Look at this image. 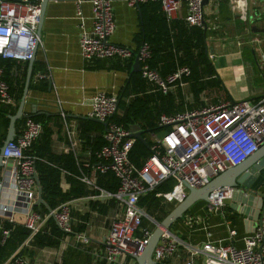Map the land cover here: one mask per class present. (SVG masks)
Returning a JSON list of instances; mask_svg holds the SVG:
<instances>
[{"label": "built area", "instance_id": "obj_1", "mask_svg": "<svg viewBox=\"0 0 264 264\" xmlns=\"http://www.w3.org/2000/svg\"><path fill=\"white\" fill-rule=\"evenodd\" d=\"M74 17L81 20L80 6H90L89 30L80 29L77 46L83 60L112 59L126 62L137 54L139 75L149 91L161 94L182 87L189 75L186 66L177 67L172 73L160 77L149 67V47L141 43L134 52L126 45L114 44L109 37L114 31L112 0H73ZM135 7L139 3L156 1L166 21L176 19L181 7L183 20L188 26L203 28L204 0H123ZM207 1V0H206ZM231 8L244 12L242 0H229ZM40 0H0V58L26 62L34 44L39 42L36 28ZM117 96L113 93L96 92L88 101L86 116L105 122L102 133L103 144L93 152L100 173L107 170L116 178L114 192L97 187L93 179L81 175L77 179L91 188L98 196L115 200L119 213L111 218L103 240L102 259L106 264H134V258L144 248L150 230L141 225L146 216L138 207V198L152 190L160 182L171 178L174 184L169 192L156 193L164 202L176 204L186 194V187L200 188L227 168L233 167L253 154L264 143V95L257 101H219L198 108H185L169 114H159L157 126L161 130L150 135V154L139 167L128 158L134 141L128 129L110 120L118 112ZM0 103L12 106L14 100L8 85L2 79L0 67ZM39 122L26 116L19 130L6 143L1 153V163L10 159L9 169L0 171V243L8 236L9 229L3 221L12 223L15 212L22 217V224L29 236L36 234L47 218L65 233L71 232V217L68 201L41 214L33 209L36 200L35 157L25 151L41 133ZM69 134V133H68ZM74 143H71L73 146ZM231 188L223 187L208 194L206 207L217 211L224 200L231 196ZM182 223L188 228L202 225L200 216L183 213ZM153 221V220H152ZM155 222V221H153ZM233 228L227 229L225 242L191 243L175 236L170 229H162L151 257L161 264L173 256L181 246L185 252L182 264H264V216L260 213L251 230L241 237V245L232 239ZM199 258V262L195 259ZM3 264H32L25 257L13 252Z\"/></svg>", "mask_w": 264, "mask_h": 264}, {"label": "crops", "instance_id": "obj_2", "mask_svg": "<svg viewBox=\"0 0 264 264\" xmlns=\"http://www.w3.org/2000/svg\"><path fill=\"white\" fill-rule=\"evenodd\" d=\"M242 3L244 12L231 8L229 0H207L204 3L206 57L213 69L211 76L218 80L220 88H205L194 94L188 76L185 77V84L170 92L177 102L182 100L184 109L226 100L257 101L264 95V0H242ZM80 9L83 18L77 20L74 17L73 0H46L23 108L26 114L30 113L31 106L47 114L44 117L51 130L50 151L54 154L71 152L86 168L83 176L93 179L99 187L96 184V175L100 173L96 168L98 162L96 160V163L89 165L90 152L84 148L80 134L83 127L79 120L86 118L74 116L87 117L89 98L96 92L117 96L118 90L129 77L125 71L107 68L111 62L115 63L112 59L102 60L106 68H86L91 61L79 56L77 38L81 28L90 29V6L84 3ZM184 14L185 10L181 7L177 18L183 19ZM112 17L115 28L109 40L114 44L126 45L136 52L142 32L139 9L126 5L123 0H112ZM16 65V72L20 73L23 62L16 61ZM97 134L88 131L86 136L91 139ZM150 135L145 134L148 138ZM4 169L2 166L0 171ZM59 184L62 191L68 189L63 172ZM83 185L82 194L68 200L70 233H65L53 246L37 245L34 235L28 234L14 252L32 264H106L101 257L103 240L109 221L119 213L120 208L115 200L98 196L91 188ZM257 192L258 196H264V180ZM5 201L0 197V204ZM233 204L232 199H226L217 211L211 212L206 202L196 201L185 212L200 216L203 224L188 228L179 218L168 229L179 239L191 243L206 240L222 243L226 241L227 229L233 228L236 235L232 243L240 246L241 237L251 230L255 221H245L246 216L235 209ZM260 213L264 216V205ZM12 218L11 224L23 226L19 212H15ZM48 219L55 224L51 218H47L43 227ZM1 220L3 223V218ZM147 225L143 227L148 228ZM46 228L49 229L48 226ZM184 257L185 252L179 246L165 264H182ZM195 260L199 262L198 257ZM125 264L130 263L126 261Z\"/></svg>", "mask_w": 264, "mask_h": 264}, {"label": "trees", "instance_id": "obj_3", "mask_svg": "<svg viewBox=\"0 0 264 264\" xmlns=\"http://www.w3.org/2000/svg\"><path fill=\"white\" fill-rule=\"evenodd\" d=\"M136 7L139 9L141 17L140 40L141 43L147 44L149 47V58L147 59L149 67L155 69L162 78L172 73L177 67H188L189 75L187 78L194 94L205 88H220L218 80L211 76L213 69L206 57L205 32H203L202 27L188 26L183 19L179 18L166 21L156 1L139 3ZM132 56L134 55L132 54ZM132 56L127 64L125 62H111L107 68L122 70L128 74ZM102 60L105 59H91L90 66L86 68H106ZM0 67L2 68V79L8 85L9 93L14 100L12 106L0 103L1 146L7 127V116L15 112L22 91L26 62H23L20 73L16 72V60L0 58ZM123 85L117 93L118 112L114 113L110 120L125 129H128L132 124H139V127L144 130L141 136L146 141L147 146L134 139L128 151L129 160L139 167L150 154L151 141L145 134L159 132L161 127L156 124L158 115L183 110V102L181 99L177 102L170 92L161 94L156 91H148L149 87L140 78L139 72L132 73L129 78L125 79ZM26 115L42 126L39 137L31 143L25 152L35 157L34 169L41 188V198L49 209H53L60 202L68 201L82 194L84 185L77 177L86 174V168L69 151L60 154H54L50 151L51 130L46 125L44 115L29 113ZM23 118L14 122L15 133L18 132L19 124ZM79 122L83 127L82 132L80 131L83 146L90 152L89 165H93L96 163L93 152L103 144V127L100 123L88 119L79 120ZM88 131H95L98 134L90 139L86 136ZM62 172L65 181L68 183V189L65 191L61 190L59 184ZM96 184L108 192H114L118 182L114 175L107 170L104 173H97ZM173 184L174 180L171 178L160 182L152 190L138 198V207L143 208L145 214L148 215L157 201L155 194L169 192ZM33 209L41 214L47 212L40 204L33 205ZM10 224L3 222V226L8 228L9 232L4 241L0 243V264L5 262L28 235V230L23 226ZM144 224L145 221L142 219L141 225ZM46 226H48V230ZM147 227L151 231L153 225L150 223ZM64 234L65 232L48 219L47 224L34 234V239L37 245L53 246Z\"/></svg>", "mask_w": 264, "mask_h": 264}, {"label": "water", "instance_id": "obj_4", "mask_svg": "<svg viewBox=\"0 0 264 264\" xmlns=\"http://www.w3.org/2000/svg\"><path fill=\"white\" fill-rule=\"evenodd\" d=\"M204 0L203 3H205ZM46 0H40L39 2V16H38V24L36 28V35H39L40 25L42 21V16L44 12ZM206 26L203 25V30H205ZM37 42L34 44L31 50V56L26 61V70L23 81L22 91L15 109V112L12 115H8V122L5 131V136L3 142L0 146V168L4 166L6 169L10 167V159H7L5 164L1 163V153L3 148L6 146V143L10 141L14 135V122L19 118L26 117V113L24 110V98L28 88V83L30 79L32 62L34 59V55L36 52ZM139 71V62L137 54H135L133 62L130 67V71L128 73V77L132 73H136ZM117 104V102H116ZM29 114H43L47 115L43 111H36L34 106H31ZM77 118H86L88 120L98 122L103 126V130H105V122H100L95 118H89L84 116H74ZM129 136L139 140L145 146H147L146 141L142 138L141 134L144 130L140 129L138 125L132 124L129 128ZM36 182V200L34 205H42L47 211H49V207L45 204V202L41 198V188L38 183L36 175L34 176ZM264 180V143L260 144L257 150L251 154L248 158L243 160L241 163L227 168L223 172L219 173L212 180L207 182L204 186L200 188H191L186 187V194L181 198L179 202L174 204V206L170 209V211L159 221L154 222V227L150 231L148 235L146 244L142 249L141 253L134 258L135 264H155V261L152 259L151 254L154 245L156 244L158 237L162 231V229H168L169 226L176 220L181 218L182 214L188 210V208L196 201L207 202L208 194L214 190L219 188L227 187L232 189V193L230 199L233 200L234 208L238 209V211L246 216L247 222H254L255 220L259 222L260 218V209L264 205V196H258L257 189L260 183ZM240 208V209H239ZM253 208L252 213L250 214V210Z\"/></svg>", "mask_w": 264, "mask_h": 264}, {"label": "rangeland", "instance_id": "obj_5", "mask_svg": "<svg viewBox=\"0 0 264 264\" xmlns=\"http://www.w3.org/2000/svg\"><path fill=\"white\" fill-rule=\"evenodd\" d=\"M216 65V62H215ZM240 100V99H239ZM239 100H235V101H239ZM163 200H157L155 205H153L154 207L151 208V211L149 212L148 216H145V218H143L145 220V224H149L151 223L154 227V222H159L163 216L173 207V203H164L162 202ZM153 220V221H152Z\"/></svg>", "mask_w": 264, "mask_h": 264}]
</instances>
